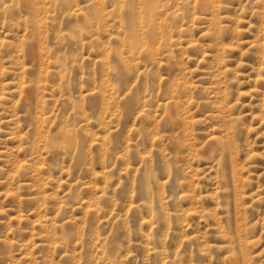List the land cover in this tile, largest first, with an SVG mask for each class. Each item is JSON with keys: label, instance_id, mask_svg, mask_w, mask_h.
Listing matches in <instances>:
<instances>
[{"label": "rangeland", "instance_id": "rangeland-1", "mask_svg": "<svg viewBox=\"0 0 264 264\" xmlns=\"http://www.w3.org/2000/svg\"><path fill=\"white\" fill-rule=\"evenodd\" d=\"M0 264H264V0H0Z\"/></svg>", "mask_w": 264, "mask_h": 264}, {"label": "bare ground", "instance_id": "bare-ground-1", "mask_svg": "<svg viewBox=\"0 0 264 264\" xmlns=\"http://www.w3.org/2000/svg\"><path fill=\"white\" fill-rule=\"evenodd\" d=\"M151 4H152V3H151ZM152 6H153V5H152ZM152 6H149V7H152ZM151 27H152V26H151ZM149 31H150V30H149ZM149 31H148V32H149Z\"/></svg>", "mask_w": 264, "mask_h": 264}]
</instances>
